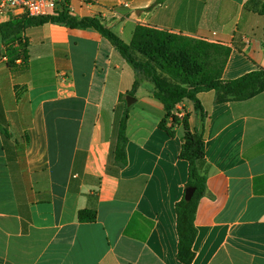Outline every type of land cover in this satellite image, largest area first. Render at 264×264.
Masks as SVG:
<instances>
[{
  "label": "crops",
  "instance_id": "1",
  "mask_svg": "<svg viewBox=\"0 0 264 264\" xmlns=\"http://www.w3.org/2000/svg\"><path fill=\"white\" fill-rule=\"evenodd\" d=\"M68 1L72 15L101 17L126 43L143 25L229 47L224 81L264 68V17L249 0ZM24 14H0V25ZM23 37L27 69L8 66L0 39V264H185L175 210L189 173L184 128L160 127L166 111L153 84L134 91V69L95 30L48 23ZM197 97L207 193L191 264H264V92ZM126 112L121 164L114 150ZM180 112L197 125L191 102ZM81 210L97 219L80 221Z\"/></svg>",
  "mask_w": 264,
  "mask_h": 264
},
{
  "label": "trees",
  "instance_id": "2",
  "mask_svg": "<svg viewBox=\"0 0 264 264\" xmlns=\"http://www.w3.org/2000/svg\"><path fill=\"white\" fill-rule=\"evenodd\" d=\"M248 8L264 17V1L256 3L255 0H249ZM48 23L99 32L134 69V91L144 80L153 84V96L164 104L166 111L160 127L171 135L174 134L175 126L184 128L180 158L188 162L189 173L183 197L177 202L175 210L179 236L178 258L185 264H191L197 237L196 213L201 199L207 193L204 139L206 113L197 96L202 92L215 91L217 103L252 99L264 92V68L235 80L224 81L223 72L231 54L229 47L143 25L136 27L131 42L126 43L101 17L79 18L72 15L68 0L54 15L34 17L24 14L0 25V39L6 46L5 57L9 67L28 68V41L23 33L28 28ZM186 101L193 104L198 116L195 127L190 124L189 113L183 118L176 115L178 106ZM128 117L126 112L120 122L118 143L114 150L116 160L121 164L127 162ZM168 120L171 121L170 128H166ZM1 130L5 140H9L11 135L8 128L4 126ZM78 219L94 222L97 213L81 210Z\"/></svg>",
  "mask_w": 264,
  "mask_h": 264
},
{
  "label": "built area",
  "instance_id": "3",
  "mask_svg": "<svg viewBox=\"0 0 264 264\" xmlns=\"http://www.w3.org/2000/svg\"><path fill=\"white\" fill-rule=\"evenodd\" d=\"M64 3L65 0H0V14L22 10L29 16H50L60 11ZM126 6L129 5L126 4ZM204 40L207 41V39ZM4 59L7 60V57ZM185 115L184 112L177 114L179 118H183Z\"/></svg>",
  "mask_w": 264,
  "mask_h": 264
},
{
  "label": "water",
  "instance_id": "4",
  "mask_svg": "<svg viewBox=\"0 0 264 264\" xmlns=\"http://www.w3.org/2000/svg\"><path fill=\"white\" fill-rule=\"evenodd\" d=\"M130 99H132V97L127 98V102H128L129 105L131 104V100Z\"/></svg>",
  "mask_w": 264,
  "mask_h": 264
},
{
  "label": "rangeland",
  "instance_id": "5",
  "mask_svg": "<svg viewBox=\"0 0 264 264\" xmlns=\"http://www.w3.org/2000/svg\"><path fill=\"white\" fill-rule=\"evenodd\" d=\"M147 81H149V80H147ZM193 119H194V115H193Z\"/></svg>",
  "mask_w": 264,
  "mask_h": 264
}]
</instances>
